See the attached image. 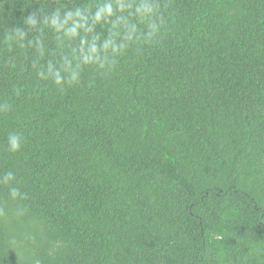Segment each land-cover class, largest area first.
I'll return each mask as SVG.
<instances>
[{"label":"trees","instance_id":"trees-1","mask_svg":"<svg viewBox=\"0 0 264 264\" xmlns=\"http://www.w3.org/2000/svg\"><path fill=\"white\" fill-rule=\"evenodd\" d=\"M109 2L0 0V264H264V0H162L159 39L112 72L38 78L112 28L45 18Z\"/></svg>","mask_w":264,"mask_h":264},{"label":"clouds","instance_id":"clouds-1","mask_svg":"<svg viewBox=\"0 0 264 264\" xmlns=\"http://www.w3.org/2000/svg\"><path fill=\"white\" fill-rule=\"evenodd\" d=\"M164 7L162 0H112L100 5L89 15L77 9L75 12H67L62 19L57 11L52 17L45 18L44 24L50 26L54 32L63 31L69 39L80 37L79 29H84L85 33H93L94 25L101 21L112 25L111 35L99 45L97 43L99 37L95 35L91 37V43L87 37H80L79 53L77 54L74 49L70 58L62 57L60 68H55L52 64L42 65L39 60L33 61L32 68L38 78L50 81L61 91L67 86L80 82L81 71L85 66H96L101 74L106 75L115 69L118 59L130 47L135 46L139 51L145 45L159 39L165 24ZM89 21L92 22L91 25ZM38 23L35 16L26 19V24L33 28ZM25 35L22 29L15 30V36L21 40ZM85 45L87 48L84 47ZM32 46L36 48L39 57L45 56V47L42 42L37 41ZM8 63L11 67H16L15 58L8 60ZM0 111H11V108L5 103L0 105ZM22 141L21 133H10L7 136L6 150L10 153L19 152ZM14 179V174L7 172L4 174L3 183L8 184ZM9 195L15 200L21 196V193L13 186L9 188Z\"/></svg>","mask_w":264,"mask_h":264}]
</instances>
